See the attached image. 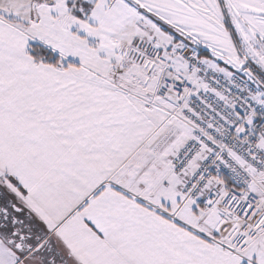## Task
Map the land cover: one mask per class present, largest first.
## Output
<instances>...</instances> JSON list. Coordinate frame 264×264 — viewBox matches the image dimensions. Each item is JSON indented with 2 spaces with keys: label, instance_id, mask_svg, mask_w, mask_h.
Returning <instances> with one entry per match:
<instances>
[{
  "label": "snow or ice",
  "instance_id": "obj_1",
  "mask_svg": "<svg viewBox=\"0 0 264 264\" xmlns=\"http://www.w3.org/2000/svg\"><path fill=\"white\" fill-rule=\"evenodd\" d=\"M0 264H264V0H0Z\"/></svg>",
  "mask_w": 264,
  "mask_h": 264
}]
</instances>
